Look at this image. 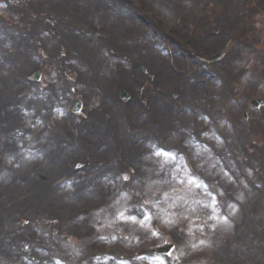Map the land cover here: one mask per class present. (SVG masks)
Returning a JSON list of instances; mask_svg holds the SVG:
<instances>
[{"label": "rangeland", "instance_id": "rangeland-1", "mask_svg": "<svg viewBox=\"0 0 264 264\" xmlns=\"http://www.w3.org/2000/svg\"><path fill=\"white\" fill-rule=\"evenodd\" d=\"M128 1L131 5L128 10L130 11V16L134 17V19H144L143 16L147 9L155 14V19L150 14L154 23H148L147 26H151L149 31H147L148 28L146 25H142L141 21H138L137 25L135 24V30L128 31L129 34L124 36L122 40L124 46L129 44L127 42H132L130 43L131 47L128 51L124 49V46L115 45L106 38V36L109 37L111 34L107 29L102 28L100 23L102 16H96L100 14L96 9H94L93 15L96 16L97 20L95 19V21L97 26L93 22H90L89 19L91 17H88L89 13L84 14L85 17L87 16L85 19L83 14H76L72 18L66 17L64 22L58 18V14H50L48 11L51 7L57 6L61 0H18L9 8L0 10V27L7 28L6 30L11 29L14 31V29L24 27L31 32L34 28L42 27L49 28L53 32V35H46L38 40H33L34 35L31 36L32 38L30 37V41L35 42V52L31 53L35 54V59L39 66H35L32 63L27 64L25 69L20 71H16V69L14 76L17 81L21 78L20 81H16L17 84H31L33 86H30V90L24 91L22 94L14 93L11 95L12 99H7L6 101L7 108H13L10 104L22 101L24 99L22 96L25 97L30 91L32 96H38L37 92L39 89H46L50 96L49 88L55 85L57 94L49 98L52 105L60 103L59 105L65 109V115H69L68 107L74 105V101L77 98L81 99L83 109L79 115L77 114L75 122L84 123L86 126L83 129H87L88 132H92L93 134L98 133L99 123L101 121L97 118L100 113V117L103 118L101 120H104L106 117L112 123L115 122L117 116L114 110L104 111V108L101 107V105L106 103L105 95H108L107 92H104V95L102 90L99 93L100 89H104L111 92L112 97L118 99L119 103H121L120 105L129 113L136 112L134 119L138 118L140 120L137 125L141 126V128L143 125H151L154 127L156 124L162 123L157 122V118L153 116L156 113V108H154L156 101L161 105V109L169 105L168 117H170L171 109L174 106H185V108L188 106L185 96L182 97L181 94L173 93L170 97L167 94L165 87L170 86L171 82L167 83L164 81L165 83L157 86L150 79L152 77L157 78L158 69L162 65H167L166 57H164L166 63H164V60L158 62L156 64V70L152 66H145L144 68L149 72L148 74L140 68L143 64L140 60L151 55L144 54L149 47L145 48L143 41L139 40V38L146 37L151 31L153 34L156 31V33L163 37V32L167 33L170 37L169 41L173 43L172 46L181 52L179 56L186 64V68L181 69L176 74L178 73V75L186 79V76H182L184 72H190L192 67L195 70L198 69V72L200 69L198 75L194 73V76H190L191 79L189 78L193 84H197L194 82L197 78L202 79L201 84L199 83L200 85L198 84L197 86L200 92L198 94L199 100L206 101L203 95H201L204 93H201L204 90L202 84L206 79L210 81L211 90L207 91L206 86H209L207 82L205 84V91L209 94L213 93L216 95V111L218 113L215 115H217V121L223 118L219 112L220 107L218 105L220 91V97L226 95L235 101L236 111L234 114L238 119L234 118V124L239 129L244 142L241 146L239 143H236L237 140L234 138L233 142L237 150L234 149V151L239 156L235 152H232L233 159L230 162H226L223 159L222 161L227 163L228 168L231 169L236 179L240 178V181L244 177L250 183L249 187L243 185L242 188H238L240 184L237 187L232 183L229 184L237 192H241L242 196L240 197L237 196L236 192H234V196L230 195V198L238 202V206L240 205V207L234 211V206L227 201L228 206H230L229 210L232 212L230 215L232 216V222L231 220L225 222L221 218V214L216 210L214 211L215 208L207 197H198L199 193L203 192V188L197 187L196 184H189L187 175L183 173L181 177L184 180L183 184H179L176 180L167 184L164 180L171 178L168 177L167 171H164L165 168L163 165L166 161H160L159 163L152 161V165L150 166L146 164V160L143 158L141 163L127 162L124 165H120L119 162L117 166H122L123 172H117L118 180L116 181L122 185L133 184V199L140 198L141 201H144L143 197H141L144 194H151L152 191L164 192V195L156 196L153 201L146 205L147 210L152 215L150 228L141 227L138 223L124 222L118 219V212H114L115 209H100L95 206V214L84 225L87 232L80 233L78 231L83 229L69 228V225L61 229L59 223L64 216L59 214L71 213L73 208L65 207L64 211L60 207L55 206V204L51 206V202L49 201L44 202L45 205L49 206H41L40 208H35L34 211H31L29 208L26 210L25 208H20L21 211L20 209L17 211L19 215L23 213L25 215L21 219H19L18 215L17 219H15L16 221H13L14 225L23 230L25 229L26 222V226H30L32 222L35 225L36 221L41 220L43 223L46 221V223H49V228L48 226L44 227L45 230H48L46 231L47 238L53 235L60 245L55 251L56 255L68 259H73L74 255L81 256L93 253L97 248L113 249L115 253L120 255L134 254V250L140 253L150 252V249L155 245L166 241H173L178 248L175 258L180 259L176 264H264V106L258 110L249 108L253 99L261 98L264 100V0H229V3L226 5H223L224 3H221L220 0ZM111 2L113 3L114 0H111ZM124 6L126 8L129 5L124 3ZM107 10L110 11L109 14H113L115 11L111 4L107 6ZM72 20L73 22L70 24L69 22ZM109 23L113 24L114 21L109 20ZM64 24H69L70 30L66 29ZM239 27L242 29L241 33L238 32ZM42 28H40V31ZM75 28H78L76 29L78 34H81L82 31L91 32L87 38L84 37L82 39L84 42H89L90 40L88 39L96 38L100 41L99 44L104 41L103 45L106 46L101 44L102 48L100 49L99 46V49H97L98 56L104 60L101 62L102 68L98 66L97 69L99 71H97L99 75H101L103 69L107 71L103 72L102 77L97 78L98 82L96 79L94 85H88L85 81L86 79L82 78L80 76L81 74L78 75L76 73V68L69 67L72 62L75 63L77 60L78 46L64 45L62 31L65 30L68 32L69 30L72 32ZM85 28L87 30H84ZM228 37L235 38L234 40L236 42L230 48V54L225 60L220 61V63L218 62V66L215 64L211 67L212 71L210 70V75H201V69L206 70L209 66L204 61H200V59L210 62L211 59L223 51V45L226 42L228 44ZM10 40L11 38L8 39L9 44L7 43V47L11 51L14 47L11 44L13 40L11 43ZM59 40L62 46H59ZM225 40L226 42H224ZM206 42L207 44H213V46L216 44V46L205 51L197 47L199 44ZM51 43L52 46L47 48ZM193 44L197 46H193ZM160 47L163 48V44ZM105 49H109L115 54H124L125 58L115 55V57L108 58L106 61L105 53H107V50ZM79 51L83 52L82 50ZM60 55L68 57L69 60L67 61L71 62L66 63ZM196 56L204 58H196ZM81 57H84L85 60L87 59L82 53ZM126 57L129 59L126 60ZM80 60L81 58L78 60L77 68L81 63ZM57 62L64 66H59ZM120 63H123V65ZM131 64H133L132 68L130 67ZM33 71H40L42 73L40 80L38 82H36L37 80L34 81L35 83L29 81L33 79L32 77L35 73ZM30 72L33 73L31 74ZM128 73L129 75L134 74L135 78L129 77ZM215 73L217 74V78L222 79L221 81L223 82L219 88H216V85H214L216 83ZM106 74L107 76L104 77ZM214 74L215 76H212ZM99 79L104 83L100 82ZM129 79H136L138 84L137 89L141 85L143 86L139 96L129 85ZM166 80L174 81L168 78ZM124 81L126 82L125 87L121 86ZM178 84H181V82ZM121 89H125L129 94L128 98L120 97ZM153 89L154 99L150 98ZM208 101L211 100L208 99ZM198 106L206 108L202 105ZM195 109L192 110L195 111ZM2 113H4L3 110ZM160 115L162 116V114ZM192 118L191 112L188 114V120H192ZM83 120L85 122H81ZM184 120H186V117ZM2 123L7 125L5 121ZM205 125H208V122L205 124L201 123L198 129H204L206 127ZM11 126H16L15 122ZM227 129L228 133H230L228 127ZM123 130V138L126 135L125 131H128L127 135H130L131 138L134 136L130 132L132 131L130 124L125 126ZM199 130H197L198 133H200ZM143 131L142 133H144ZM71 136L72 132H70L69 138ZM175 141L176 138L166 140L170 144L175 143ZM99 142L100 139L97 137L95 147L99 148L98 153L101 152L100 145H97ZM184 146H182L183 149L181 151L186 150ZM1 153L2 149H0V156ZM106 157L100 155V157L94 158L93 161L95 163L99 160L103 161L107 159ZM31 159L26 161L25 165ZM70 163L71 165L74 164L73 161ZM229 163L230 166L228 165ZM210 168H214V165H207L206 167L203 165L200 169L203 170L202 172L204 174L209 175L213 181L222 180V182H225L224 178L220 179L219 176L211 175L215 174V172L211 171ZM97 169L98 167L92 171H97ZM157 171L160 173L159 175L155 173ZM63 173H57L58 175L51 180L57 179L56 177ZM125 176H128L127 180L123 179ZM154 177L156 180H153ZM163 178L165 179L163 180ZM225 188L229 187L225 186ZM69 189L70 187H67V190ZM113 195L115 198L116 193L114 192ZM5 202H10L9 206L12 205L9 197L3 198V203ZM37 204H40V202H37ZM193 217H195L194 220H192ZM137 219H142V215H137ZM168 220L173 221V223H165ZM8 223L11 224V222ZM56 230L63 231L64 234L59 235L56 233ZM152 230L158 232L159 236H153ZM131 232L132 238L127 239ZM136 235L137 239L134 240L133 238ZM101 237L104 238L101 239ZM113 237L116 238L113 239ZM68 239L72 241H68ZM126 240L131 241V243L128 245ZM47 244H49L48 241ZM112 246L114 247L112 248ZM47 254L51 256L50 253L46 252ZM37 259L38 262L41 261L40 258ZM160 262L159 260L151 264H160ZM162 262L163 264H169L171 260L165 259Z\"/></svg>", "mask_w": 264, "mask_h": 264}, {"label": "bare ground", "instance_id": "bare-ground-1", "mask_svg": "<svg viewBox=\"0 0 264 264\" xmlns=\"http://www.w3.org/2000/svg\"><path fill=\"white\" fill-rule=\"evenodd\" d=\"M221 3H224L223 5H226L229 3V0H220ZM96 6L97 8H94ZM108 6V2L104 0H61V2L57 6H52L51 9L48 11L50 14H58V18L62 22H64V19L66 17L72 18L76 14H85L87 11L96 9L100 11L101 9L105 10ZM58 8H64V9H58ZM66 9V10H65ZM65 10V11H64ZM107 10V9H106ZM107 12V11H106ZM72 14V15H71ZM148 15H146V18ZM119 21L117 24H112L111 26L105 21V13L102 14L101 18V23L102 27L107 31L111 33V43H114L115 45H120L124 36L129 34V30L132 28L136 27V23H123L121 17H118ZM73 20L70 21L69 23L72 24ZM122 22V23H121ZM136 24V25H135ZM66 29L70 30L69 24H64ZM66 32L65 30L62 31V35L64 36V45H75L78 46L77 51L82 50V54L87 57L86 60L85 58L82 57L81 59L86 61L87 64L90 66L87 71H79V69L76 71V73L82 78H86V82L88 85H94L95 81L97 78H99L101 75L98 74L97 68L100 63V58L97 57V49H99V40L96 38L93 39H88L90 40L89 42H84L82 39L84 37H81L79 35H76L72 33L71 31ZM72 30V29H71ZM40 31V28H34L32 29L31 32H29L28 36L20 37L21 38V43L19 46L14 49L12 52L7 53L4 51L2 56H0V125L3 121L6 122H16L15 125L19 128H27L28 124L32 120L33 123H36L37 118L39 117L40 120H42L44 123L46 121L48 122V128L47 132L46 130L42 131L44 133V138L41 143H39V147L44 148L46 151L47 149H51V153H49V158L51 160V164L48 166V168L43 169V167L38 166L34 171L35 173H30L26 170L22 171L19 168H12L14 171V174L12 175V179L4 184L0 183V257L1 256H9L10 252L12 249L10 247H13L18 251L16 253L17 255L19 254H26L35 256L37 253L35 252V248L33 246L32 248V241L38 240L36 237H30L33 235V231L30 230L26 233L21 234L20 232L17 231V226L14 225V222L16 221L17 217L15 216L17 214V211L21 208L30 209L31 211H34L35 208H40L41 206H49L45 205V201L51 202V206H58V207H63L62 209L65 211V205L66 206H72L77 210H79V207L81 206L84 208L82 210V220H79V222L73 223L72 227H75L76 229H83L78 232L80 233H85L87 232L85 228L86 224V219H87V214L90 211L91 208L96 204L98 199L105 198L108 196L109 198H113L114 196L109 195L107 192L112 190V185L113 182L116 180V172L117 170H114V167L119 164L124 165L127 162H136L137 158L134 157V153L136 152V148L140 152L143 148L148 149L153 147V141L155 139H162V138H172L176 133L182 135V137L186 134L185 130L189 129L190 126V121L188 118L185 119V117H182V120L180 123L178 122H171L169 118L175 120L177 119L176 115H171L169 116V105L165 102L166 107L163 109L158 108L159 105L158 103H154L156 108V113L153 114L155 118H157V122H162L157 124V127L152 128V126L148 127L147 132H151L150 136L145 138V141L142 142V144L134 142L135 140L131 138L130 136L121 137L123 134V129L125 126H128L129 124L132 129L134 130H140L141 127L135 128L136 124L138 123V120L134 119V115L136 112L129 113L126 109L123 108V106L120 105V103H117V99H108L106 98V103L101 105V107L104 108V111L106 110H114L116 112V119L115 122L112 123L111 121H108L107 118L105 117L104 120L102 117H100L101 113L98 115L99 119L101 122L99 123V130H98V139H105L106 141V150L98 153V149L95 147V141L97 136L91 135L89 133H85L84 135L82 133H79L80 140L78 143L81 144L79 147L74 145V138L73 140H70L69 134H70V129L71 124L70 120L67 119L66 123L62 127L61 124H59L62 120V118H66V116L57 118L55 121V125H52L51 118H52V113L51 111H47L46 113H43L40 108L42 109H49L50 107L48 106L49 102V96L47 97H37L36 99H30L28 100L29 104L33 109L36 110L35 115L28 114L25 115L24 113H21L18 109V103L13 102L12 106L15 107V110H18V112L14 113L11 112L7 108V99H12L11 95L15 94H22L24 91L30 90V86L28 84L26 85H21L17 84L15 80V70L20 71L22 69H25L27 64L32 63L33 65H37V61L34 59V54L31 53L30 51L33 48V44L30 41V37L34 35V38L37 39L38 33ZM4 33V37L0 39V49H5L6 47V41L9 36L12 37L11 30H7L4 32L3 30H0V35ZM32 38V37H31ZM52 39V38H51ZM24 45V46H23ZM53 45H55L53 43ZM52 46V43L47 47L50 48ZM58 46V45H57ZM59 46H62L61 41L59 40ZM216 44L213 46V44H203L200 47V50L205 51L207 49L214 48ZM158 51V56L161 57L163 56L162 50L160 48L157 49ZM150 53L148 49V54ZM54 57V56H53ZM52 59V58H51ZM154 59L153 57H146V63L151 67L152 64H154ZM185 65V64H184ZM183 65V66H184ZM147 67V65H145ZM186 66H184L185 68ZM194 70V68H192ZM13 73V74H11ZM31 74L33 72H30ZM29 73V74H30ZM195 73V70H194ZM167 76L169 79H173L174 81L166 80L165 82L170 83V86L165 87L167 94L171 97L173 93H178L181 94V96H185L186 101L189 103L191 107H197L196 105H202L206 107V110H210L211 112L213 111L214 114H216V107L217 103L214 100L212 95V101H201L198 98V94H193L190 91L192 89H195V92L198 93L196 90V87L194 84H191L190 82L186 80H182L183 83H180L181 78L167 72ZM102 77V76H101ZM6 78V81H5ZM100 80V79H99ZM19 81V80H18ZM17 81V82H18ZM123 81V80H122ZM98 82V79H97ZM102 82V80H100ZM125 82V81H124ZM104 83V82H102ZM163 83V82H162ZM124 84V83H123ZM177 84V85H176ZM129 85L134 89L136 94L139 96L141 93V90L143 89L142 85L140 86L139 89H137L138 84L136 79H131L129 80ZM181 85V86H180ZM49 93H52L53 90H55V85L51 87ZM104 90V89H102ZM106 91V90H105ZM154 89L151 91L152 95H150V98H153L154 95ZM149 94V91H148ZM52 95V94H51ZM50 95V96H51ZM109 96V95H108ZM16 98V97H15ZM22 98L25 99L24 96ZM154 99V98H153ZM27 100V99H26ZM16 103V105H14ZM2 108V109H1ZM118 108V109H117ZM174 108V107H173ZM173 108H172V114H173ZM235 108V105H231V113L233 109ZM118 111H117V110ZM2 110L4 113H2ZM202 111V109L200 110ZM235 113V110H234ZM162 114V116L160 115ZM237 114V113H236ZM236 119L238 117L234 115ZM204 118V117H203ZM207 119L204 118V121ZM38 124V123H36ZM39 125V124H38ZM37 125V126H38ZM86 126V125H84ZM152 128V129H150ZM28 130L36 129V127L32 128L29 127L27 128ZM73 129L72 131H74ZM135 132V131H134ZM4 135V130L0 126V146H9L10 141L5 138ZM136 134H134L135 136ZM14 142H20L23 141L25 142L22 137L15 135ZM229 137V136H228ZM113 140V141H112ZM210 143L213 144H219L220 152H225L229 148L233 147V143L228 140L226 143L223 145L222 142L214 137V135H210L208 138ZM112 141V142H111ZM112 143V144H111ZM112 147V148H111ZM175 148L179 149V145H175ZM195 149L199 151L200 155H204L205 150L202 147L195 146ZM121 150L123 152V157H118L117 155H112L114 153L113 151ZM29 151L24 152L22 154V161L26 160ZM108 155L110 157V163L108 164V168L105 170L107 172L106 178L107 180H96L92 182L93 187L92 188H84L79 192L77 196L74 194H70L69 191L64 189V192L61 193L60 195L55 193L50 185L52 183L49 182V178H52L53 176L55 177L57 173H60L61 171H65V165H67L71 159L75 157H83L87 161L93 162L94 158L100 155ZM152 153L147 154V157L151 156ZM225 155V158L230 159V156L226 153H223ZM21 154H18V157L12 162V166L17 163V162H22L21 158H19ZM115 157V159H113ZM114 163V165L111 164ZM149 161V160H146ZM150 162V161H149ZM87 163V162H86ZM22 164V163H21ZM88 164V163H87ZM116 164V165H115ZM111 167V168H110ZM118 168V167H116ZM120 168V167H119ZM118 168V170H119ZM175 172V168L172 169ZM173 171H170V173H173ZM109 173V174H108ZM173 173V174H174ZM78 177V175H76ZM44 178V179H43ZM20 179V181H18ZM112 181V182H111ZM105 184H108L106 187L104 186ZM30 186V188L25 192L22 190L23 188ZM49 192L57 194L55 195H50ZM7 194L9 196V199H11L12 202V207H6L8 204L7 202L3 203V196ZM224 194L226 197V190L224 189ZM37 202L40 204H37ZM98 203V202H97ZM20 209V211H21ZM64 214V213H63ZM66 215V214H65ZM14 221V222H13ZM8 222H11L9 224ZM16 224V223H15ZM6 225V227H5ZM85 228V229H84ZM30 238V239H29ZM32 240V241H28ZM130 241L128 242V244ZM26 244L28 246H31L30 249H25ZM10 246V247H9ZM9 250V251H8Z\"/></svg>", "mask_w": 264, "mask_h": 264}, {"label": "snow or ice", "instance_id": "snow-or-ice-1", "mask_svg": "<svg viewBox=\"0 0 264 264\" xmlns=\"http://www.w3.org/2000/svg\"><path fill=\"white\" fill-rule=\"evenodd\" d=\"M164 155L166 157H170L171 159H175V155L171 152H166V151H158L156 153V155ZM79 167V165H78ZM124 180H127L128 177L125 176L123 177ZM179 183L183 184L184 183V180L181 179L179 181ZM188 183L189 184H196L197 187H200L201 184L200 182H198L197 180H195L194 178H190L188 180ZM203 187H207L206 185H203ZM210 195V194H209ZM122 196L126 197V198H129L130 197H127V194L126 193H123ZM150 203L149 201H143L141 203H139V206L136 208V212H137V215H142V219H137V215H126L125 213L128 211L127 208H125L124 211H120L118 213V219L124 221V222H132V223H138L141 227H148L150 228L151 226V220H152V215L151 213L147 210V207L146 205ZM215 211V209H214ZM213 218H218V217H213ZM225 222H227V217L224 218ZM27 223V222H26ZM165 223H173V221L171 220H168V221H165ZM152 235L153 236H159V233L156 232L155 230H152ZM104 237H101V239H103ZM116 237H113V239H115ZM138 259H146V257H137ZM156 259H159V258H156ZM57 264H59V262H57ZM160 264H163V262L161 261Z\"/></svg>", "mask_w": 264, "mask_h": 264}]
</instances>
